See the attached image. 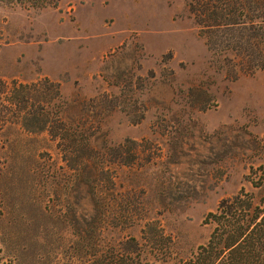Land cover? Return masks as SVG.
<instances>
[{"label":"rangeland","instance_id":"374dc122","mask_svg":"<svg viewBox=\"0 0 264 264\" xmlns=\"http://www.w3.org/2000/svg\"><path fill=\"white\" fill-rule=\"evenodd\" d=\"M189 2L0 0V81L58 83L68 132L93 147L78 162L100 173L102 241L135 237L148 264L188 257L205 215L241 188L257 195L248 175L264 167V27L212 33ZM57 141L0 118V244L14 264H81L87 174Z\"/></svg>","mask_w":264,"mask_h":264},{"label":"trees","instance_id":"16d2710c","mask_svg":"<svg viewBox=\"0 0 264 264\" xmlns=\"http://www.w3.org/2000/svg\"><path fill=\"white\" fill-rule=\"evenodd\" d=\"M263 1L190 0L189 7L200 27L212 33L217 30L230 33L246 26L250 29L264 27V14L250 9L254 10ZM62 104L58 83L47 77L31 82L12 81L10 86L0 81L2 121H18L27 130H47L54 139H58L57 145L63 152L66 166L74 172L81 168V174H87L83 177L86 178L83 184L90 190L87 228L85 234L78 235L74 242L83 254L81 264H148L143 257L142 244L135 237L104 245L103 227L100 225L102 200L97 176L100 173L92 172L94 166L89 158L84 157L83 162H78L80 153L93 147L88 138L80 140L75 131L68 132L66 120L60 114ZM248 178L258 194L241 188L235 195L222 199L215 210L203 218V223L211 226L207 240L179 264H264V167L252 168ZM0 264H14L4 255L1 244Z\"/></svg>","mask_w":264,"mask_h":264}]
</instances>
